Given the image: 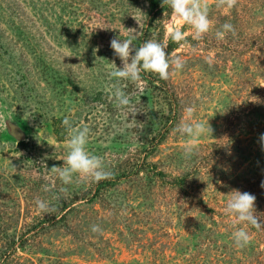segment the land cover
Here are the masks:
<instances>
[{
	"label": "rangeland",
	"instance_id": "1",
	"mask_svg": "<svg viewBox=\"0 0 264 264\" xmlns=\"http://www.w3.org/2000/svg\"><path fill=\"white\" fill-rule=\"evenodd\" d=\"M207 3L212 28L203 41H184L171 54L185 61L170 75L180 101L171 104L166 88L142 73V94L119 82L139 111L128 115L109 99L108 73L123 66L110 41L132 38L136 47L148 0H0V264H233L250 246L234 244L240 227L253 248L263 247L253 227L232 225L224 206L239 188L256 196L255 171L264 164L256 87L264 68L251 45L264 32V0H238L231 10ZM224 23L235 35L219 40ZM188 106L206 127L198 139L176 130ZM64 117L89 127L87 150L110 178L64 185L51 172L66 155ZM8 122L22 128L23 141ZM186 143L196 145L191 157ZM37 199L56 212L40 214Z\"/></svg>",
	"mask_w": 264,
	"mask_h": 264
},
{
	"label": "clouds",
	"instance_id": "2",
	"mask_svg": "<svg viewBox=\"0 0 264 264\" xmlns=\"http://www.w3.org/2000/svg\"><path fill=\"white\" fill-rule=\"evenodd\" d=\"M238 0H215L216 8H226L228 10L236 7ZM162 7L167 6L171 10L170 22L173 27L167 31V38L172 43L180 44L187 37L183 31V26H190L193 31L191 37L193 40H201L212 28L209 19V5L207 0H162ZM136 19V18H135ZM137 20V19H136ZM179 20L183 23L176 25ZM139 23V21L137 20ZM103 29L111 27H100ZM113 29V28H112ZM235 35L233 25L224 23L221 30L215 32L217 39L222 40L227 33ZM110 47L114 50L115 56L122 61V67L115 68L108 73L111 80L115 81L109 93V99L115 101V106L120 109H129L128 115H135L139 111L132 104V97L119 87L120 81H129L137 85V93L142 94L145 91L140 83L142 73H151L158 76L160 80L167 81L173 70H182L185 61L179 54L170 55L167 52V43H161L154 40L145 41L142 46L135 47L132 38L120 39L112 38ZM134 52V54H133ZM206 62L211 66L214 62V56L206 58ZM115 65V64H114ZM186 117L177 126V132L192 139H198L206 132L203 123L193 119L195 109L192 106L186 108ZM0 119H3L0 117ZM66 129L67 143L65 144L66 155L61 160L62 166H53L50 170L56 174L62 184L70 185L73 178L77 177L80 183L96 182L110 178L111 173L105 169L104 161L101 157L90 154L87 150L88 137L90 129L87 125L77 127L68 117L61 121ZM207 131L212 132L211 128ZM261 141H264V134H261ZM196 145L186 143L183 151L186 157L194 154ZM264 186V184H262ZM46 191L50 190L45 188ZM233 194L224 206V215L232 217V225H250L260 229L261 223L255 214V195L239 190L232 191ZM38 212L42 215H52L56 208L45 200L37 199L35 201ZM93 233H102L99 225H92ZM232 239L237 248H244L250 243L249 232L240 227L232 232Z\"/></svg>",
	"mask_w": 264,
	"mask_h": 264
},
{
	"label": "trees",
	"instance_id": "3",
	"mask_svg": "<svg viewBox=\"0 0 264 264\" xmlns=\"http://www.w3.org/2000/svg\"><path fill=\"white\" fill-rule=\"evenodd\" d=\"M148 3H149V10H148V13L146 14V19H145L146 22H144L143 31L141 32L140 35H138V37L134 39L136 47L142 46V44L145 41L154 40V41H158L161 43H167L168 44L167 52L171 55L172 52L177 47H179L180 44L184 43V41H187V42L197 41V40L192 39L191 34L185 35L187 39L182 41L179 45L169 41L167 38L166 20L169 18V14L171 13V10L167 6L165 7L161 6L162 0H148ZM262 10H260V6H256L252 8L253 13L257 15L258 13H261ZM203 39L201 40L203 41ZM251 45H252V48H255V50L259 52L257 64L261 66V69H263L264 68V32H262V35L259 36L258 39L257 38L254 39V42ZM148 77H149L148 79L150 82L152 83L158 82L166 88L167 92L171 94V98H170L171 104H172V101L173 102L174 101L176 102L178 100L180 101V97L182 96V94H180L178 92L179 90L175 88L173 82L171 81L172 80L171 76L167 81L160 80L158 76H156L155 74H151V73H149ZM256 87H257V94L260 95L259 97H261V99L262 97L264 98L263 84L261 82H257ZM260 101L262 102V100ZM171 113H172V110H171ZM162 173L163 171L160 170L159 172H157L156 175L160 177ZM252 173H254V171ZM255 175H256L255 180H253V184L256 186V190H255L256 196L255 197H257L255 200V211H256L255 214L258 216L259 214L264 213V203L263 201H261L263 200V196L260 195V192L264 194V186H262V184H264V164H261L260 167H256ZM177 179L182 180V178H177ZM238 190L241 192H247L249 189L243 190L239 188ZM258 222L261 223V228L260 229H257L254 227L253 228L258 232V235L264 239V222L261 220V218H259ZM249 244L250 246L246 248L247 250V252H245L246 254L243 253V259L240 262L238 263L235 262L233 264H264V245L263 247L258 248V249L253 248L252 247L253 243L251 239H250ZM221 247L222 249H226V246H221ZM207 261L209 264H211V260L208 259Z\"/></svg>",
	"mask_w": 264,
	"mask_h": 264
},
{
	"label": "water",
	"instance_id": "4",
	"mask_svg": "<svg viewBox=\"0 0 264 264\" xmlns=\"http://www.w3.org/2000/svg\"><path fill=\"white\" fill-rule=\"evenodd\" d=\"M7 127L9 132L15 136L18 140H24L25 139V132L22 130V128L14 122H8Z\"/></svg>",
	"mask_w": 264,
	"mask_h": 264
}]
</instances>
